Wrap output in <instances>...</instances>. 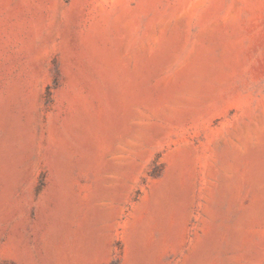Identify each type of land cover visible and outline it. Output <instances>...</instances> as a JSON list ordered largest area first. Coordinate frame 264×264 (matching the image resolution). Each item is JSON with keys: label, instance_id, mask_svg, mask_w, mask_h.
Returning a JSON list of instances; mask_svg holds the SVG:
<instances>
[{"label": "rangeland", "instance_id": "374dc122", "mask_svg": "<svg viewBox=\"0 0 264 264\" xmlns=\"http://www.w3.org/2000/svg\"><path fill=\"white\" fill-rule=\"evenodd\" d=\"M0 264H264V0H0Z\"/></svg>", "mask_w": 264, "mask_h": 264}]
</instances>
